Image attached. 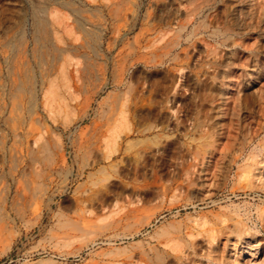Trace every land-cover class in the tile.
I'll list each match as a JSON object with an SVG mask.
<instances>
[{
	"label": "rangeland",
	"instance_id": "1",
	"mask_svg": "<svg viewBox=\"0 0 264 264\" xmlns=\"http://www.w3.org/2000/svg\"><path fill=\"white\" fill-rule=\"evenodd\" d=\"M0 264H264V0H0Z\"/></svg>",
	"mask_w": 264,
	"mask_h": 264
}]
</instances>
